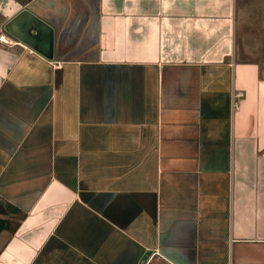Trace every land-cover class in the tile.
Segmentation results:
<instances>
[{"label": "crops", "instance_id": "crops-1", "mask_svg": "<svg viewBox=\"0 0 264 264\" xmlns=\"http://www.w3.org/2000/svg\"><path fill=\"white\" fill-rule=\"evenodd\" d=\"M22 10L51 60L2 31ZM0 34V264H264L235 0H0Z\"/></svg>", "mask_w": 264, "mask_h": 264}, {"label": "rangeland", "instance_id": "rangeland-1", "mask_svg": "<svg viewBox=\"0 0 264 264\" xmlns=\"http://www.w3.org/2000/svg\"><path fill=\"white\" fill-rule=\"evenodd\" d=\"M235 55L237 61L256 63L264 75V0H235ZM18 219L9 216V230Z\"/></svg>", "mask_w": 264, "mask_h": 264}, {"label": "water", "instance_id": "water-1", "mask_svg": "<svg viewBox=\"0 0 264 264\" xmlns=\"http://www.w3.org/2000/svg\"><path fill=\"white\" fill-rule=\"evenodd\" d=\"M2 31L45 59H52V29L28 11L22 10L4 23Z\"/></svg>", "mask_w": 264, "mask_h": 264}, {"label": "built area", "instance_id": "built-area-1", "mask_svg": "<svg viewBox=\"0 0 264 264\" xmlns=\"http://www.w3.org/2000/svg\"><path fill=\"white\" fill-rule=\"evenodd\" d=\"M0 43L6 46H15L17 44V42L13 41L12 38L5 36L3 34H0Z\"/></svg>", "mask_w": 264, "mask_h": 264}, {"label": "trees", "instance_id": "trees-1", "mask_svg": "<svg viewBox=\"0 0 264 264\" xmlns=\"http://www.w3.org/2000/svg\"><path fill=\"white\" fill-rule=\"evenodd\" d=\"M12 213H15L14 210ZM8 220H0V230L2 229H9L8 226H9V223L7 222ZM14 227V226H13ZM12 227V228H13ZM11 230V229H10Z\"/></svg>", "mask_w": 264, "mask_h": 264}]
</instances>
